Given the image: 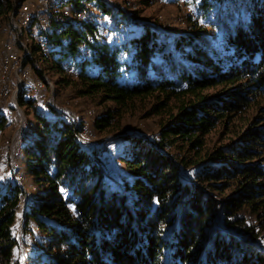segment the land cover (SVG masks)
I'll use <instances>...</instances> for the list:
<instances>
[{"label":"trees","instance_id":"1","mask_svg":"<svg viewBox=\"0 0 264 264\" xmlns=\"http://www.w3.org/2000/svg\"><path fill=\"white\" fill-rule=\"evenodd\" d=\"M21 1L0 0V20L8 23ZM93 2L111 27L121 23L134 35L106 42L98 27L51 20L30 53L77 98L115 105L94 119L99 131L149 99L146 117H164L154 138L115 140L122 171L113 177L106 152L78 145L68 114L57 119L49 101L26 99L22 89L17 104L31 111L35 130L20 150L32 191L11 178L0 186V264H17L19 242L27 264H264L256 244L264 241V0H184L196 17L186 16L187 30L171 41L141 24L137 30L131 15L103 0L66 1L74 10ZM89 38L90 55L79 61ZM68 62L80 66L77 81L65 74ZM251 110L263 116L235 141L207 148L206 135ZM4 124L0 117V131Z\"/></svg>","mask_w":264,"mask_h":264},{"label":"rangeland","instance_id":"2","mask_svg":"<svg viewBox=\"0 0 264 264\" xmlns=\"http://www.w3.org/2000/svg\"><path fill=\"white\" fill-rule=\"evenodd\" d=\"M69 0H54L57 3L58 14L61 15L66 10L70 9V4L66 3ZM94 1V0H93ZM106 5L115 8L114 12L117 13L118 9L123 10L124 14L131 15L129 18V23L134 24L135 28L139 30V24L153 29L158 33L159 37L171 41L174 37L184 33L187 30L188 24L185 22L186 16L193 15V9L191 6L184 4V0H179L178 2L171 3L168 0H103ZM83 0H80V5H83ZM85 5H90L87 3ZM81 7V6H80ZM196 16L193 15V18ZM109 17L103 19V23L110 25ZM125 21V19H124ZM111 26V25H110ZM36 30L34 33L28 37L29 51L32 38L37 36V33L42 28L35 24ZM134 32V31H133ZM99 35V34H98ZM101 38V37H100ZM103 38V37H102ZM13 41L15 42V33L9 23H7L6 18H1L0 20V44L2 41ZM121 40V41H120ZM37 40L34 39L33 43ZM103 41V40H101ZM115 42L120 44L124 42V38H116ZM100 43V42H99ZM16 48V45H15ZM31 54V53H30ZM49 60L56 58L57 54L54 52H45ZM32 55V54H31ZM34 56V55H33ZM34 58V57H33ZM36 60V59H35ZM38 67H40L39 62ZM27 66H31V63L27 61ZM47 66L43 65V72L46 76L51 79L53 84V96H49V92L44 96V100L37 99L39 101L46 102L54 100L53 102H48L49 104L56 105L59 107H66L75 115L78 121L83 120L88 122V127L96 137V145H90L95 147L100 153L107 156L109 165L105 166L106 170L113 174V177H117L122 171V167L118 164L117 157L121 154V149L123 145L115 140L123 136H133L141 139H151L154 138L157 133L161 123V116H147L148 111L154 105V99H149L142 103H135L126 112L120 114H115L113 119L110 121V126L105 131H99L93 127L94 119L106 114L114 113L116 107L112 102H103L99 96L93 97H81L77 98L75 90L72 86H66L63 83L57 84L60 78L57 72L47 70ZM32 76H38V73H32ZM77 81V80H76ZM23 92L24 98H32L29 91L26 88ZM21 93V92H20ZM18 96V95H17ZM49 96V97H48ZM49 98V99H48ZM36 110L48 117V119H54V113L49 109L48 106L35 101ZM16 106L19 112L9 103L8 99L0 97V117L5 119V124L3 129L0 131V186L2 187L11 178L20 184H24V188L30 189L29 178L26 176L25 165L22 160V154L20 152L23 145L34 135V120L31 111L21 110L17 104ZM59 111V110H57ZM92 111V117L88 115V112ZM17 112V114H16ZM61 112L59 111V114ZM70 115L69 112H65ZM258 115L263 116L261 113H256L255 110H251L246 114L239 115L232 118L224 124H220L216 129L210 134L206 135V146L220 147L226 145L228 142L235 141L239 135L247 128V126L255 120ZM90 122V124H89ZM18 123L19 130H18ZM93 127H91V126ZM18 130L15 137V132ZM93 131V132H92ZM13 138V140H11ZM99 140V141H98ZM113 140V141H112ZM105 141L111 143V148L105 150L104 146H100L101 142L104 144ZM115 141V142H114ZM12 145L10 146V144ZM89 146V147H90ZM110 146V145H109ZM108 146V147H109ZM99 148V149H98ZM11 152V153H10ZM120 153V154H119ZM183 177V176H182ZM22 181V182H21ZM24 203V201H23ZM25 204H23L24 207ZM23 211V210H22ZM22 211L19 215V219L16 222L17 235L20 234L21 227V217ZM256 223V220H254ZM22 234V233H21ZM261 251L264 253V241L261 243L256 242ZM22 245V244H21ZM16 263L17 264H27V256L24 247L18 248L16 252Z\"/></svg>","mask_w":264,"mask_h":264},{"label":"bare ground","instance_id":"3","mask_svg":"<svg viewBox=\"0 0 264 264\" xmlns=\"http://www.w3.org/2000/svg\"><path fill=\"white\" fill-rule=\"evenodd\" d=\"M32 0H22L19 5L13 4V9L8 15V23L13 29L15 33V42L13 41H5L6 42V49L11 51L12 55H15L18 59V64L24 69L20 71V79H29L30 83H17L13 87H5V92H3V98L8 99L9 103L19 112V109L16 106V97L21 92L23 88H26L30 95L35 98H40L44 100L45 94H36L34 92H41V93H48L49 96H53V84L54 82L49 79L48 76L38 67V61L33 58L29 51V43L28 37L34 33L36 30L35 24L42 29H48L50 25H45V20L50 18V21L53 20L56 23H66L68 20H75L77 23V28L79 29L83 24L91 25L94 27H98V34L99 36L103 37L106 42H110L115 40L116 38H127L134 35V32L127 27H125L121 23H117L115 26H109L103 23V19L105 16L101 10L97 8L95 2L91 3L90 5H85L80 9H68L59 15L57 3L54 0H43V8H40L37 13H32L30 16L24 18H17V9L20 8L21 4H26L27 2H31ZM95 8V9H89ZM86 9V11H85ZM84 11V12H83ZM54 12V16H53ZM77 12H83L81 15H75ZM53 16V17H51ZM15 20V27L13 26ZM20 40V43H19ZM121 41V40H120ZM93 43L92 38H89L88 41L84 42L80 46V56L79 61H83L87 59L90 55V45ZM16 45V48H15ZM27 61L31 63V66H27ZM79 64L77 62H68L64 64V71L65 74L71 77L73 80H77L79 75ZM34 71L38 72V76H32ZM2 76H5V69L3 67V60H1V50H0V97H2V89H1V80ZM44 77V79H43ZM10 94H11V102H10ZM44 95V96H43ZM48 96V97H49ZM52 98V97H51ZM50 98V102H53ZM49 99V98H48ZM46 100V99H45ZM44 100V101H45ZM54 109L59 110L61 113L57 114V119H62V114L65 112H69V116L73 122V125L76 129H78V133L75 135V140L83 149H85L88 153H91L92 150L96 149L90 145H96L97 137L91 133V130L88 127V122L83 121L80 123L75 117L74 114L71 113L69 109L66 107H59L53 105ZM93 112L89 111L88 115L92 117ZM90 124V122H89ZM91 126V125H90ZM92 127V126H91ZM93 132V131H92ZM81 135V137H79ZM89 144H84V141H88ZM13 140V138L11 139ZM99 141V140H98ZM109 142L105 141L104 144L101 142V145H105L108 149L111 147L109 146ZM11 146V144H10ZM90 146V147H89ZM109 146V147H108ZM11 153V152H10ZM108 157L103 156V162L108 163ZM107 160V161H106Z\"/></svg>","mask_w":264,"mask_h":264},{"label":"built area","instance_id":"4","mask_svg":"<svg viewBox=\"0 0 264 264\" xmlns=\"http://www.w3.org/2000/svg\"><path fill=\"white\" fill-rule=\"evenodd\" d=\"M40 8H43V0H32L31 2H27L26 4H21L20 8L17 9L16 19L30 16L32 13H37V11ZM89 9H95V8H89ZM83 12H77L75 15H81V13ZM53 16H54V12H53ZM16 19H14V23H13L14 27H15ZM45 25H50V18L45 20ZM19 43H20V40H19ZM0 50H1V60H3V67L5 69V76H2V80H1L2 98H3V92H5V87H13L17 83L26 84L30 82H36V81H30L28 78L20 79V71L24 69L20 66V64H18L17 57L15 55H12L9 49H6L5 40L1 42ZM34 93L45 94L46 96V93H41V92H34ZM10 102H11V94H10ZM19 125L20 123H18V130H19ZM18 130L15 132V137L17 135ZM79 137H81V135H79ZM84 144H89V139L88 141H84Z\"/></svg>","mask_w":264,"mask_h":264},{"label":"water","instance_id":"5","mask_svg":"<svg viewBox=\"0 0 264 264\" xmlns=\"http://www.w3.org/2000/svg\"><path fill=\"white\" fill-rule=\"evenodd\" d=\"M23 222H24V217H23V212H22V217H21V227H20V234H19V238L21 236L22 233V226H23ZM20 247L22 248L21 242H19Z\"/></svg>","mask_w":264,"mask_h":264}]
</instances>
